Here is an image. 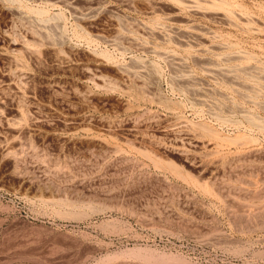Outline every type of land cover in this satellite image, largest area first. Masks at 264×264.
Here are the masks:
<instances>
[{"label": "rangeland", "instance_id": "rangeland-1", "mask_svg": "<svg viewBox=\"0 0 264 264\" xmlns=\"http://www.w3.org/2000/svg\"><path fill=\"white\" fill-rule=\"evenodd\" d=\"M0 264H264V0H0Z\"/></svg>", "mask_w": 264, "mask_h": 264}]
</instances>
